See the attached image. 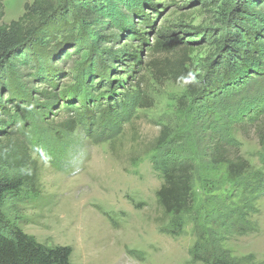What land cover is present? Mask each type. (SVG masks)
Returning a JSON list of instances; mask_svg holds the SVG:
<instances>
[{
    "label": "rangeland",
    "instance_id": "374dc122",
    "mask_svg": "<svg viewBox=\"0 0 264 264\" xmlns=\"http://www.w3.org/2000/svg\"><path fill=\"white\" fill-rule=\"evenodd\" d=\"M253 1V8L264 7ZM27 3L33 0H3L2 23L21 18ZM245 3L84 0L81 7L91 19L71 7L67 18L46 22L42 45L26 43L9 63L4 58L0 138L22 126L53 140L58 128L48 123L73 115L85 119L63 135L55 162L29 154L39 168L37 193L8 203L10 228L49 248H72V264H202L192 260L201 232L226 256L263 261L264 54L255 65L233 57L232 74L225 67L231 49L247 46L243 28L252 18ZM248 26L264 31L259 19ZM163 35L180 42L160 52L155 45ZM42 92L56 95V105L44 107L48 115L34 127L25 111H39L29 100ZM129 98L135 100L130 121H116ZM16 116L26 123L12 126ZM107 123L120 127L115 138L101 136ZM97 128L94 134L102 138L95 140ZM221 145L228 157L248 164L243 188L217 159ZM160 146L166 158L187 157L195 167L194 205L183 217L181 236L168 232L169 220L157 204L163 178L154 162ZM224 207L243 209L254 232L224 234L209 224Z\"/></svg>",
    "mask_w": 264,
    "mask_h": 264
},
{
    "label": "trees",
    "instance_id": "16d2710c",
    "mask_svg": "<svg viewBox=\"0 0 264 264\" xmlns=\"http://www.w3.org/2000/svg\"><path fill=\"white\" fill-rule=\"evenodd\" d=\"M84 0H33V4L25 5V12L17 21L9 25L2 23L4 17L3 0H0V64L5 58L8 63L18 52H20L26 43L32 42L34 45H42L48 38L46 22L59 18H67L70 8L84 17L92 18L88 10L83 11L81 5ZM260 1L264 5V0ZM246 2V0H245ZM253 0H247L246 12L252 19H246V22L254 23L255 19L264 22V7L253 8ZM245 6V5H244ZM260 6V5H259ZM242 8V6H241ZM237 11L240 7H237ZM244 26L243 31L248 37L247 46L242 45L236 49H231L227 54L225 67L227 74H232L236 63L233 57L238 56L247 63H259L260 56L264 54V31L258 33L254 27ZM255 26V25H254ZM257 32V33H256ZM232 37L237 41L238 36L233 33ZM255 38V40H254ZM174 36H159L156 41V50L167 52L171 47L179 44ZM22 48V49H20ZM149 59L153 52L150 49ZM111 52V51H109ZM127 57H133L132 54L121 51ZM7 64V63H6ZM155 63H152L154 66ZM49 67L48 65H46ZM128 68V67H127ZM225 68V69H226ZM190 89L196 91V87L188 81ZM213 84L210 79L209 85ZM2 84L0 82V90ZM57 96L50 92H42L39 97L34 93L30 96V108L40 107L39 111L29 109L25 111L28 119L34 127L39 126L40 116L47 117L43 111L44 107L55 106ZM135 104L133 98H129L126 104H122L115 113L116 121L121 123L129 122L128 115L130 108ZM0 95V109H2ZM1 112V111H0ZM26 119H19L17 116L12 118V122L26 123ZM85 119H79L78 115L71 116L70 120L60 123H48L51 126H57V132L54 133L53 140L51 134L34 131L33 128L27 130L22 126L13 129L11 132L4 131V137L0 138V264H72V248L67 246H58L49 248L32 236L24 234L19 229L10 228L5 209L8 203L14 199L24 198V195H34L37 193L39 168L30 158L29 154L36 155L45 159H50L51 163L57 159L60 152L59 145L63 141V135L72 134L78 125H84ZM4 122V121H3ZM42 122V121H41ZM110 123L105 124L104 129L111 134L102 133L104 139L115 138L119 134L120 127H111ZM4 130V129H3ZM0 131V132H3ZM100 133L97 128L91 137L95 140L102 137L95 136ZM99 135V134H98ZM227 140L226 135H222ZM56 142V143H55ZM55 143V145H54ZM58 144V147H56ZM155 158L154 169L158 171L163 178V183L156 193L157 204L162 215L169 220L168 232L174 236H181L184 230V215L191 213L194 205V172L193 161L189 158L171 159L166 158L167 153L161 151V148ZM164 148V147H163ZM59 149V150H58ZM163 150V149H162ZM54 153V154H53ZM221 164L227 168L228 175L232 182L239 184L243 188V176L249 169L248 164L240 159H234L226 154L225 146L221 145L216 155ZM209 224H215L224 234L246 236L254 232L252 223L247 219L244 210L240 207H224L219 211L212 213ZM213 222V223H212ZM192 260L202 264H264V260L257 262L253 255L244 257L241 260L231 258L212 245L202 232L198 234V242L192 251Z\"/></svg>",
    "mask_w": 264,
    "mask_h": 264
}]
</instances>
